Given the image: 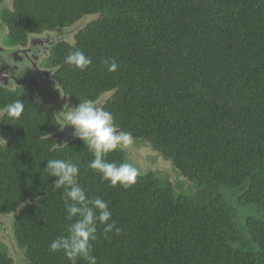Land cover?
Listing matches in <instances>:
<instances>
[{
  "label": "trees",
  "instance_id": "1",
  "mask_svg": "<svg viewBox=\"0 0 264 264\" xmlns=\"http://www.w3.org/2000/svg\"><path fill=\"white\" fill-rule=\"evenodd\" d=\"M25 4L9 23L16 44L26 42L27 32L63 33L94 17L72 43L53 47L49 63L61 93L74 107L103 100L118 130L170 160L187 183L144 173L117 149L105 159L131 163L140 175L129 188L113 187L88 168L94 153L83 141L60 146L56 106L1 95L2 106L25 104L2 133L0 214H14L12 238L27 261L70 264L63 251L50 250L71 221L63 189H54L56 178L44 170L47 160L71 159L89 197L109 202L121 229L105 235L98 225L97 264H264V0ZM77 49L92 58L86 70L64 63ZM113 60L119 67L109 72L105 62ZM248 206L255 213L237 223L238 207ZM0 264H15L3 243Z\"/></svg>",
  "mask_w": 264,
  "mask_h": 264
},
{
  "label": "clouds",
  "instance_id": "2",
  "mask_svg": "<svg viewBox=\"0 0 264 264\" xmlns=\"http://www.w3.org/2000/svg\"><path fill=\"white\" fill-rule=\"evenodd\" d=\"M7 63V58H0V65ZM66 65L74 66L81 71L88 69L92 58L77 49L71 51L64 60ZM109 72H116L118 64L115 60L105 62ZM10 65V64H9ZM5 76L11 78L10 73ZM41 101L37 99V103ZM25 110L22 100H15L6 106V114L10 118L19 119ZM61 119L63 130L65 127L73 129V136L84 142L86 148L94 153V159L88 163V168L100 174L103 181L113 187L119 185L129 188L137 182L140 170L131 163L108 162L105 157L117 149H126L133 143L131 132L118 130L113 114L99 106L91 99H84L75 107L64 106V110L55 115ZM7 141L0 137V145ZM60 146H67L63 144ZM48 177H55L53 188L63 189L62 197L66 219L71 221L67 235H61L50 244L52 252L63 251L70 264H78L79 260L88 264H97L92 255L93 244L97 241L98 225H102L104 234L115 230L120 234L121 229L112 221L109 202L100 197H89L87 190L79 182L80 167L71 159L47 160L44 170ZM111 221V222H110Z\"/></svg>",
  "mask_w": 264,
  "mask_h": 264
},
{
  "label": "flooded vegetation",
  "instance_id": "3",
  "mask_svg": "<svg viewBox=\"0 0 264 264\" xmlns=\"http://www.w3.org/2000/svg\"><path fill=\"white\" fill-rule=\"evenodd\" d=\"M29 1L0 0V58H7L10 64L5 62L0 65V96L24 94L35 102L39 98L44 107H55L54 103L59 98L58 92L62 91L55 79V67L49 63V59L53 47L61 41H67L66 38L59 30H45L42 34L27 32L26 42L23 44H16L9 38V23L12 18L23 15L20 10L24 9L27 6L25 2ZM5 73H10L11 78L5 76ZM6 106L7 104L5 106L0 104V137H3V130L10 119L5 111ZM63 130L66 131L65 136L69 135L67 134L70 133L69 127ZM58 133H61V129ZM58 133L54 134V137ZM11 215L0 214V217ZM0 228L2 229V226Z\"/></svg>",
  "mask_w": 264,
  "mask_h": 264
},
{
  "label": "rangeland",
  "instance_id": "4",
  "mask_svg": "<svg viewBox=\"0 0 264 264\" xmlns=\"http://www.w3.org/2000/svg\"><path fill=\"white\" fill-rule=\"evenodd\" d=\"M94 17H87L78 22V24L71 28L65 30L62 36L66 38L67 41H70L72 43V37L75 34V32L83 28L88 22H90ZM71 33V34H69ZM70 35V36H69ZM59 98L55 101L54 104H56V110L58 109L57 113L64 110V106L68 105V99L66 97H63V94L59 91ZM104 99V98H102ZM104 103L103 100H99L97 104L101 106ZM69 107H74L73 105H68ZM70 132L71 135H73V129L71 127ZM70 133H67L70 135ZM62 137H65L64 134H61ZM77 137L73 136V139ZM64 141L60 140V144H63ZM122 150V149H119ZM127 157L130 159V161L135 162L136 166L139 167L144 171V173H147L149 170L154 171L157 174H159L162 178H168L173 183L177 182H183V185L186 186L187 183L183 181V178L180 176L178 171L173 170L174 166L172 162L169 160H166L162 156H160L157 152L153 151L151 146L146 143H132L130 146H128L126 149H123ZM173 168V169H172ZM177 170V169H176ZM183 186V187H184ZM187 188H190V184L187 185ZM237 210V216L235 221L237 223H241L245 219L246 216L251 215L255 213L254 207H238ZM14 219V214L10 217H0V226H2V229L0 228V243H3L9 250V255L14 260L15 264H30L27 259L24 256V253L22 250H20L16 244L15 241L12 238L13 234V228L12 223ZM3 230V231H2Z\"/></svg>",
  "mask_w": 264,
  "mask_h": 264
},
{
  "label": "water",
  "instance_id": "5",
  "mask_svg": "<svg viewBox=\"0 0 264 264\" xmlns=\"http://www.w3.org/2000/svg\"><path fill=\"white\" fill-rule=\"evenodd\" d=\"M64 133H66V131H65V130H61V133H58V134L55 136V138H56V139H59V140H63L64 143H67L69 140H72L73 136H72L71 134H70V135H66L65 137H62L61 134H64ZM64 135H65V134H64Z\"/></svg>",
  "mask_w": 264,
  "mask_h": 264
}]
</instances>
